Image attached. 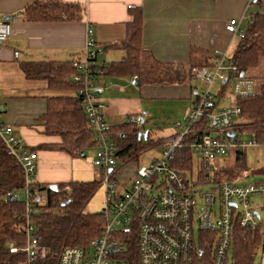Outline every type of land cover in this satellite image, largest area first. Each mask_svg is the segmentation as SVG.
Here are the masks:
<instances>
[{"label":"built area","instance_id":"1","mask_svg":"<svg viewBox=\"0 0 264 264\" xmlns=\"http://www.w3.org/2000/svg\"><path fill=\"white\" fill-rule=\"evenodd\" d=\"M259 1L248 0V5L258 9ZM239 25L240 20L231 19L225 29L230 35L242 38ZM10 32L9 23L0 17V43L9 38ZM91 33L89 27L85 58L78 62L73 81L81 84L78 94L87 128L94 134L92 165L100 171V184L105 189L101 212L104 225L100 235L86 248L63 247L54 262H50L49 250L40 243L32 221L38 212L35 202H46L45 194L38 195L33 179L37 152L25 147L0 115V137L24 171V243L12 244L10 253L23 254L22 264H197L203 245L210 247L204 256L206 264H228L234 226L257 228L264 224L260 215L264 213V203L251 201L252 197L264 196V182L238 184V179L228 181L221 172L223 156L228 152H243L257 143L251 137L244 140V134L236 131L244 122L241 109L233 104L217 108V95L224 85L231 83V97L246 98L254 93V80L240 77L231 58L225 54L215 53L210 66L193 70L190 80L201 81L207 87L199 92L183 118L184 123H176L173 134L161 142L160 156L138 167L125 187L118 181V151L104 119L105 105L97 99L95 81L104 72L97 67V56L103 49L93 42ZM217 80L220 91L213 94L211 87ZM142 121L135 114L127 119L136 134L144 131ZM230 133H234L232 140ZM184 147L190 149L192 166L187 169L185 160H179V169H176V153ZM7 200L18 201V197L8 196ZM133 236L136 263L127 247ZM257 264H264V241Z\"/></svg>","mask_w":264,"mask_h":264},{"label":"crops","instance_id":"2","mask_svg":"<svg viewBox=\"0 0 264 264\" xmlns=\"http://www.w3.org/2000/svg\"><path fill=\"white\" fill-rule=\"evenodd\" d=\"M31 1L0 0V17H12L10 36L0 43V115L23 145L37 152L34 183L49 186L92 181L81 177L79 157L52 149H36L42 144L60 142L59 137L44 133L39 119L46 112L47 99L58 96L74 98L76 92L74 89L54 91L43 80L26 79L21 64L83 61L89 27L92 30L90 38L97 47L104 48L97 56V64L107 66L120 62L125 58V52L106 47L127 38L128 23L132 21L128 8L139 6L143 10V50L158 62L182 71V75H187L185 80L179 84L139 86L133 77L100 76L95 85L97 99L105 105L103 115L108 124H123L131 114L141 116L145 123L144 118L148 117L144 116L145 111H141L142 95L191 100L192 106L199 95L198 89L191 86L188 75L193 65L197 67L203 63L206 56L214 58L215 53L231 57L240 38L230 35L225 25L231 19L240 20L239 27L243 32L242 23L247 21L244 18L257 10L256 7L252 10L248 0H59L81 5L84 9L82 18L73 22H28L21 16V11ZM261 2L264 9V0ZM123 78H128V83H124ZM131 86L134 90H130ZM120 167L119 182L131 179L137 168Z\"/></svg>","mask_w":264,"mask_h":264},{"label":"trees","instance_id":"3","mask_svg":"<svg viewBox=\"0 0 264 264\" xmlns=\"http://www.w3.org/2000/svg\"><path fill=\"white\" fill-rule=\"evenodd\" d=\"M128 12L132 21L128 23L127 38L106 47V49L123 50L126 54L125 58L107 66L97 64V67L103 69V76L136 77L135 82L139 86L182 83L187 75H182V71L171 65L158 62L149 52L143 50L141 46L142 8L130 6ZM83 13V7L77 3H63L59 0H32L21 11V16L28 22H73L80 20ZM262 56H264V9L260 0L258 9L249 16L243 36L239 39L234 53L230 57L237 72H243L245 77L253 79L255 83L252 95L246 98H235L231 103L238 106L242 111V116L247 119L246 124L240 126V129L236 131L250 136L259 145H264V75L252 78L247 76V73L258 66ZM210 58L213 56H206L205 61L197 67L193 65L188 75L190 76L195 69L210 66ZM77 65L76 61L29 62L20 65L26 79L43 80L54 91L74 89L76 92L74 98L58 96L47 99L46 112L39 119L44 126V133L47 136L59 137L60 142L42 144L36 149H52L65 152L72 157H84L85 151L94 147V134L87 128L81 96L78 94L81 84L73 81V77L77 75ZM224 87L225 85L221 91ZM219 95L220 93L217 95L218 102ZM109 132L117 148L116 159L119 164H122L121 167L134 164L140 153L153 145H161L163 141L151 140L149 132L144 141L138 140L132 125L127 121L119 125L109 124ZM234 156V168L239 167L244 173V153L237 152ZM179 160H185L186 168L189 169L192 166L190 164V149L184 147L177 151L174 163L176 169H179ZM223 171L224 169L221 170V172ZM260 173L264 174V169ZM99 183L97 180L59 183L56 184L55 191L51 190L49 185L34 183L38 195H46V202H35L38 212L33 216L32 221L40 243L49 250L50 262H54L61 248L67 246L86 248L92 239L100 235L104 225L102 214L84 212L85 204ZM23 188L24 171L0 137V264H22L24 262L23 254H12L9 251L12 244L22 246L24 243L22 234L24 201L7 200L8 196H16ZM30 194V198L33 199V190ZM263 241V223L257 228L235 225L232 231V246L228 264H254ZM127 247L133 263H136V238L134 236ZM209 252L210 247L201 245L202 256L200 260H196L197 264H206L207 259L204 256Z\"/></svg>","mask_w":264,"mask_h":264},{"label":"rangeland","instance_id":"4","mask_svg":"<svg viewBox=\"0 0 264 264\" xmlns=\"http://www.w3.org/2000/svg\"><path fill=\"white\" fill-rule=\"evenodd\" d=\"M254 9V6L252 7V10ZM255 10V9H254ZM253 10V11H254ZM246 22L242 23V29H244L246 26ZM237 39H239L238 36H235ZM236 39V41H238ZM264 75V56H262L259 60V64L257 67L251 69L248 71L247 76H250L252 78H255L257 76ZM122 81L124 83H128V78H123ZM191 86H193L195 89H198L199 92L204 90L207 86L198 80H191ZM169 85V84H166ZM130 90H134V88L131 86L129 87ZM211 91L213 94H215L217 91L219 93L220 91V81H215L213 86L211 87ZM231 83H228L224 89L220 92L219 95V102L217 104V108L226 107L231 103ZM191 100H176V99H159V98H148L145 95H142L141 97V111H145L147 114H145V117H148L147 119L144 118V130H147L150 132L151 140H157L161 137H167L171 133L173 134V128L174 124H183L184 120L183 117H185L188 114V111L191 107ZM143 116V114H142ZM243 124H246L247 119L245 116L242 118ZM250 136L245 135L243 136L244 140H248ZM144 141V140H143ZM94 147H90L85 151L84 157L78 158V167L80 170L81 177L83 176V179H89V180H97L101 181L102 176L99 173V170L95 168L92 165V159L94 156ZM162 151L161 145H153L152 147L146 149L144 152L140 153L134 162V164H127L123 166V168L133 166V167H140V166H146L150 164L151 161H153L155 158H158L160 156V152ZM244 153V165H245V172L242 173V169L239 167L234 168V158L235 154L232 152H228L226 156H223L220 159L221 166L223 167V175L225 176L226 180L231 181V179L236 180V178H239L237 180L238 184H252L255 182H264V174H261L260 171L264 169V145L256 144L254 147L246 148L243 150ZM122 164H119L121 166ZM244 169V167H243ZM124 172V170H123ZM243 174V175H242ZM124 175V174H123ZM121 178H125L123 176ZM122 184H125L124 186H128V182H123L120 180ZM16 197H18V200L21 202L24 201V193L22 191H19L16 194ZM44 199V197H43ZM251 201H258V204L264 203V196L258 195L251 198ZM105 204V189L102 184L99 183V186L96 188L93 195L90 197V199L87 201V203L84 206V212L90 213V214H99L102 212V209L104 208ZM260 209V206L258 207ZM261 217L264 219V213L260 212ZM258 257L257 254L254 260V264L258 263Z\"/></svg>","mask_w":264,"mask_h":264},{"label":"water","instance_id":"5","mask_svg":"<svg viewBox=\"0 0 264 264\" xmlns=\"http://www.w3.org/2000/svg\"><path fill=\"white\" fill-rule=\"evenodd\" d=\"M2 19L4 21H6L7 23H9V21L12 19V17L11 16H4ZM239 76L240 77H243L244 76V73L243 72H240L239 73ZM142 125H144V122L143 121H142ZM147 135H148V131L147 130H144L143 132H139L138 134H136L138 140H141V139L142 140H145L147 138ZM228 135H229V137L232 140V138L234 137V133H230ZM50 189L53 190V191H55L57 189V187H56V185H50ZM232 205L235 206V204H232Z\"/></svg>","mask_w":264,"mask_h":264}]
</instances>
